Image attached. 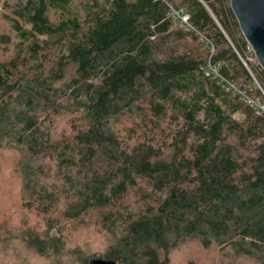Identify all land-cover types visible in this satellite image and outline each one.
<instances>
[{
  "label": "trees",
  "instance_id": "1",
  "mask_svg": "<svg viewBox=\"0 0 264 264\" xmlns=\"http://www.w3.org/2000/svg\"><path fill=\"white\" fill-rule=\"evenodd\" d=\"M76 1L19 2L8 14L18 55L47 70L27 71L15 56L0 64V148L27 158L23 190L39 186L48 159L70 185L63 219L101 211L114 234L105 253L69 264H170L171 250L191 238L205 250L264 264V112L222 81L264 100V69L251 65L247 51H254L230 0H81L83 13L72 8L73 17L49 20L50 8L66 14ZM173 8L190 13L192 30L175 24ZM56 35L62 38L47 66L44 41ZM71 66L75 76L58 85ZM70 96L83 120L55 137L43 128L48 113L37 109L55 117ZM169 111L182 122L169 130L171 152L153 142L130 145L116 129L132 112H145L136 117L151 128L154 115ZM140 180L155 194L144 193L138 210L124 209ZM53 191L42 192L51 202L45 211ZM24 239L45 256L65 249L29 230Z\"/></svg>",
  "mask_w": 264,
  "mask_h": 264
},
{
  "label": "rangeland",
  "instance_id": "2",
  "mask_svg": "<svg viewBox=\"0 0 264 264\" xmlns=\"http://www.w3.org/2000/svg\"><path fill=\"white\" fill-rule=\"evenodd\" d=\"M23 1L27 2V0H0V64L15 56L19 63L23 62L27 71L35 73L41 68L47 70L43 65L30 63L28 55H18L21 44L18 43L19 37L8 20V14H11L17 4ZM83 6L81 0H77L66 14L59 12L58 9L50 8L47 15L49 20L56 24L60 19L73 17L71 15H74V12L83 13ZM72 8L74 12H72ZM31 38V40H35L37 37L32 33ZM43 38L46 37H41V40ZM61 38L60 35H56L49 37L48 41H44L45 47L42 50L45 53L43 58L46 59L47 66L53 64V58L58 51L55 45ZM29 44L27 43V46ZM195 44V42L191 43V45ZM247 56L250 58L251 65L259 63L255 52L253 54L248 50ZM74 76L75 68L71 66L66 72H63L61 80L57 81V84L65 86ZM56 97L58 100L61 98L60 95ZM144 102L148 103L146 100ZM67 107L68 110L65 113L63 110L66 105L55 117H51V113L45 109H37L38 112L48 113L47 119L43 122V128L49 130L55 137H58L61 128L67 125L74 127L76 121L83 120V111L78 109V103L74 97H69ZM56 110L54 108V111ZM145 112H132V114L125 115L122 123L116 125V129L121 134L120 137L130 145L138 141L153 142L163 146L166 152H171V136L169 137L171 131L169 130L173 127L176 128L177 124L181 125L182 122L177 123L176 115H172V111H169L166 117L158 118L154 115L153 118L158 122V125L154 126L149 123L151 126L149 128L147 124L143 126L141 120L136 117L144 115ZM26 160L27 158L18 149L0 148V264H69V261H76L84 256L105 253L114 234L107 232L103 227L101 211H91L77 219H63L62 212L67 199L64 192L70 185L62 183L56 173L55 165L46 159L42 164L47 168V172L45 176L39 175V186L34 190L24 191ZM49 189L54 190L55 198L51 207L45 211L51 202L42 192ZM148 192H152L151 196L155 194L151 191V185L146 180H140L139 185L125 196L123 208L140 209L146 202L144 193ZM151 200L154 202L153 198ZM48 225L51 226L49 230L47 229ZM28 230L34 237L59 239L65 249L58 252L48 251V256L39 253L24 239ZM76 246L85 247L74 254L72 250ZM170 259V264H260L246 258L224 256L217 249L205 250L194 238L187 239L173 248L170 252Z\"/></svg>",
  "mask_w": 264,
  "mask_h": 264
},
{
  "label": "water",
  "instance_id": "3",
  "mask_svg": "<svg viewBox=\"0 0 264 264\" xmlns=\"http://www.w3.org/2000/svg\"><path fill=\"white\" fill-rule=\"evenodd\" d=\"M241 30L264 69V0H230ZM90 264H118L114 260L94 259Z\"/></svg>",
  "mask_w": 264,
  "mask_h": 264
},
{
  "label": "built area",
  "instance_id": "4",
  "mask_svg": "<svg viewBox=\"0 0 264 264\" xmlns=\"http://www.w3.org/2000/svg\"><path fill=\"white\" fill-rule=\"evenodd\" d=\"M173 17L176 25H179L185 30H192L193 25L191 23V15L184 8H173ZM222 81L226 84L227 89L232 90L234 93L239 94L244 102L252 104L260 112H264V100L252 97L246 91H241L236 84L225 77H222Z\"/></svg>",
  "mask_w": 264,
  "mask_h": 264
},
{
  "label": "clouds",
  "instance_id": "5",
  "mask_svg": "<svg viewBox=\"0 0 264 264\" xmlns=\"http://www.w3.org/2000/svg\"><path fill=\"white\" fill-rule=\"evenodd\" d=\"M253 50V49H252Z\"/></svg>",
  "mask_w": 264,
  "mask_h": 264
}]
</instances>
